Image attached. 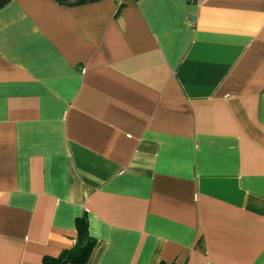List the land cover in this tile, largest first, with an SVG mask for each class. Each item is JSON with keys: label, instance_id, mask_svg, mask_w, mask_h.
I'll use <instances>...</instances> for the list:
<instances>
[{"label": "crops", "instance_id": "1", "mask_svg": "<svg viewBox=\"0 0 264 264\" xmlns=\"http://www.w3.org/2000/svg\"><path fill=\"white\" fill-rule=\"evenodd\" d=\"M264 264V0L0 9V264Z\"/></svg>", "mask_w": 264, "mask_h": 264}, {"label": "trees", "instance_id": "2", "mask_svg": "<svg viewBox=\"0 0 264 264\" xmlns=\"http://www.w3.org/2000/svg\"><path fill=\"white\" fill-rule=\"evenodd\" d=\"M12 0H0V9ZM62 5L78 7L85 4L96 3L101 0H55ZM76 237L74 244L64 250L58 257L46 256L42 264H86L94 246L96 239L91 235L89 223L86 216L80 218L76 223ZM160 264H168L162 262Z\"/></svg>", "mask_w": 264, "mask_h": 264}, {"label": "built area", "instance_id": "3", "mask_svg": "<svg viewBox=\"0 0 264 264\" xmlns=\"http://www.w3.org/2000/svg\"><path fill=\"white\" fill-rule=\"evenodd\" d=\"M191 3H196L198 0H189Z\"/></svg>", "mask_w": 264, "mask_h": 264}]
</instances>
